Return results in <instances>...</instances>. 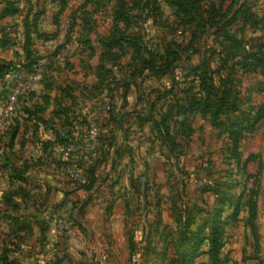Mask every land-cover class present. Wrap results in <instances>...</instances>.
Segmentation results:
<instances>
[{
  "label": "rangeland",
  "instance_id": "374dc122",
  "mask_svg": "<svg viewBox=\"0 0 264 264\" xmlns=\"http://www.w3.org/2000/svg\"><path fill=\"white\" fill-rule=\"evenodd\" d=\"M32 63L0 127V264H264V0H0V100ZM88 122L98 155L64 156Z\"/></svg>",
  "mask_w": 264,
  "mask_h": 264
},
{
  "label": "built area",
  "instance_id": "2783aa9c",
  "mask_svg": "<svg viewBox=\"0 0 264 264\" xmlns=\"http://www.w3.org/2000/svg\"><path fill=\"white\" fill-rule=\"evenodd\" d=\"M262 1V0H260ZM43 80L42 70H20L9 81L8 92L0 100V127L6 125L28 97L36 92ZM60 136L65 139L61 151L66 157L90 160L101 150L98 128L94 122H88L80 131H73L66 126L60 129ZM69 178L80 186L87 184L81 170L69 169ZM66 209H63L61 215Z\"/></svg>",
  "mask_w": 264,
  "mask_h": 264
},
{
  "label": "trees",
  "instance_id": "16d2710c",
  "mask_svg": "<svg viewBox=\"0 0 264 264\" xmlns=\"http://www.w3.org/2000/svg\"><path fill=\"white\" fill-rule=\"evenodd\" d=\"M248 10H249V8H247ZM39 68V65L37 64V63H32V64H30L26 69L27 70H34V69H38ZM31 97V95L28 97V99ZM23 106V105H22ZM21 108V107H20ZM207 108H208V104H207ZM214 112L216 113V115L217 114H219V109H214ZM259 116V112H256V114H255V116H254V119H253V123H256L257 122V118H259L258 117ZM67 127V126H66ZM68 128V127H67ZM70 130H72L71 128H69ZM59 139L61 140V143L62 144H64L65 143V139L64 138H62L60 135H59ZM83 172V171H82ZM95 171H93V169H91L90 171H88V172H84V173H86V174H84L83 173V175H84V177L86 176L87 178H86V180H87V184L85 185V186H80V187H84V188H91L94 184H95V182H97V176L95 175V173H94ZM20 177H21V175H20ZM23 179H24V177H23ZM63 209H66V207H60V208H56V209H54L53 211H52V213L51 214H60L61 212H62V210ZM216 240H212L211 241V243L210 244H212V246H213V249H212V251L213 250H216V247H217V245H216Z\"/></svg>",
  "mask_w": 264,
  "mask_h": 264
},
{
  "label": "crops",
  "instance_id": "0c3cea01",
  "mask_svg": "<svg viewBox=\"0 0 264 264\" xmlns=\"http://www.w3.org/2000/svg\"><path fill=\"white\" fill-rule=\"evenodd\" d=\"M38 91V90H37ZM37 91L36 92H34V93H32L31 94V97L29 98V99H27L26 101H25V103L23 104V105H31V104H33V103H35V101H36V94H37ZM35 96V97H34ZM60 135V134H59ZM64 155V154H63ZM65 156V155H64ZM70 162V161H69Z\"/></svg>",
  "mask_w": 264,
  "mask_h": 264
}]
</instances>
